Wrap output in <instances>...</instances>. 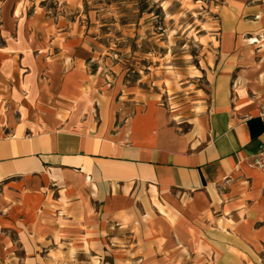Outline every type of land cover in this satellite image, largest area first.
I'll use <instances>...</instances> for the list:
<instances>
[{"label": "crops", "instance_id": "obj_1", "mask_svg": "<svg viewBox=\"0 0 264 264\" xmlns=\"http://www.w3.org/2000/svg\"><path fill=\"white\" fill-rule=\"evenodd\" d=\"M222 19L204 72L191 76L207 82L176 113L96 90V117L79 96L88 75L75 38L64 51L74 66L64 68L44 62L20 24L0 37V184L46 179L59 212L154 224L177 253L264 264V173L252 166L264 144V0Z\"/></svg>", "mask_w": 264, "mask_h": 264}, {"label": "rangeland", "instance_id": "obj_2", "mask_svg": "<svg viewBox=\"0 0 264 264\" xmlns=\"http://www.w3.org/2000/svg\"><path fill=\"white\" fill-rule=\"evenodd\" d=\"M260 1L0 0V37L17 36L20 24L32 50H43L44 62L57 57L64 68L74 66L64 51L75 38L88 75L79 96H90L96 117V90L176 113L194 104L189 94L207 82L191 76L204 72L207 42L217 45L224 12ZM55 186L38 178L0 184V264H218L212 252L177 253L182 246L174 249L154 224L59 212Z\"/></svg>", "mask_w": 264, "mask_h": 264}, {"label": "built area", "instance_id": "obj_3", "mask_svg": "<svg viewBox=\"0 0 264 264\" xmlns=\"http://www.w3.org/2000/svg\"><path fill=\"white\" fill-rule=\"evenodd\" d=\"M252 166L264 173V144L253 156Z\"/></svg>", "mask_w": 264, "mask_h": 264}, {"label": "bare ground", "instance_id": "obj_4", "mask_svg": "<svg viewBox=\"0 0 264 264\" xmlns=\"http://www.w3.org/2000/svg\"><path fill=\"white\" fill-rule=\"evenodd\" d=\"M251 52H253V51H251Z\"/></svg>", "mask_w": 264, "mask_h": 264}]
</instances>
